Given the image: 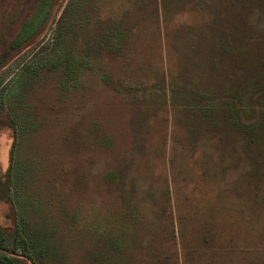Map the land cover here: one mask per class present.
<instances>
[{
    "label": "rangeland",
    "instance_id": "1",
    "mask_svg": "<svg viewBox=\"0 0 264 264\" xmlns=\"http://www.w3.org/2000/svg\"><path fill=\"white\" fill-rule=\"evenodd\" d=\"M10 52L0 224L43 264H264V0H56Z\"/></svg>",
    "mask_w": 264,
    "mask_h": 264
},
{
    "label": "trees",
    "instance_id": "2",
    "mask_svg": "<svg viewBox=\"0 0 264 264\" xmlns=\"http://www.w3.org/2000/svg\"><path fill=\"white\" fill-rule=\"evenodd\" d=\"M55 1L40 0L35 12L29 18L31 20L25 23V27L17 35L9 49H3V39L0 37V129L8 127L16 130L14 116L10 115V102L8 103L9 97L12 95V86H4L3 73V68L9 60L10 50L15 51L22 43L31 40L36 35L37 30L39 31L45 26ZM39 21L41 22L38 23ZM106 76L108 77V75ZM105 80L108 82L107 79ZM14 143L15 141L13 146ZM10 169L8 168L3 172L0 163V202L6 198L11 199ZM29 230L31 228H27L25 224H20L19 221L15 222L12 231L6 230L0 224V264H23V258L30 260L32 264H37V262L43 264L51 258L50 253L53 252L49 241L41 236L39 231L29 232Z\"/></svg>",
    "mask_w": 264,
    "mask_h": 264
}]
</instances>
